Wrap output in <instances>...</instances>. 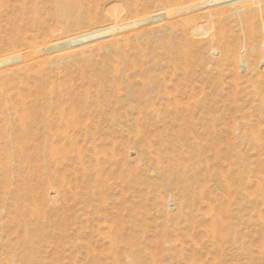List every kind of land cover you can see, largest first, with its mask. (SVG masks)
<instances>
[{
	"label": "rangeland",
	"instance_id": "374dc122",
	"mask_svg": "<svg viewBox=\"0 0 264 264\" xmlns=\"http://www.w3.org/2000/svg\"><path fill=\"white\" fill-rule=\"evenodd\" d=\"M26 1L0 0V69L10 74L7 80L0 75L2 83L5 81V91L1 83L3 92L0 90V96L9 98L4 99L5 105L8 103V112L4 114L11 120L16 118L12 120L13 127L20 126L19 117L26 116L24 121L28 119L23 127L28 132L27 144L32 160L30 165H22L29 172L40 171V176L30 180L29 172L16 164L12 169L14 177L10 189L3 193L0 182V211L4 210L0 212V264H264V176L258 175L260 171V175L264 173V106L258 112L257 107L246 102V96L237 101L239 109L233 105L232 108H223L221 104L228 96L230 99L234 97L231 87L234 79L238 78L237 82L242 83L250 79L240 71L239 63L243 59L255 72V79L259 78L263 84L264 105V63L259 59L264 54V0H231L212 7L208 18L192 21L202 22L199 33H207L209 42L217 40L220 50L224 44L223 53L226 55L223 54L221 61L226 63L222 67V81L232 74L234 77L224 79V94L214 98L219 99L218 110L214 111L212 106L215 94L211 92L210 74H204L207 76L202 78L203 85L199 82L202 72L199 68H195V75L183 79L181 75L173 76L170 69H150L149 64L143 65L142 69L149 68L153 76L162 72L164 84L168 85L169 101L167 106L163 102L165 99H161L164 94L156 97L152 91L149 94L152 113L143 111L144 104L127 96L129 83L134 92L143 88L142 80L131 75L139 70L137 65L140 64L137 61L136 70L131 68L137 56L130 44L136 42V48L142 53L145 47L143 34L149 36L145 29L139 32L140 36L137 33L136 16L137 10H143L142 0H92L93 3L89 4L93 7L91 17L84 15L89 24L82 29L84 34L74 44L79 52L69 50L68 62L62 64L53 60L52 66L43 56L49 47V31L62 21L59 14L56 18L55 9L58 8L54 3L57 1L39 0L38 6L44 10L41 9L36 16L14 9L22 7ZM150 9L153 10L152 6ZM245 13L249 15L248 21L253 19L254 23L245 21ZM243 20L246 24L241 23ZM218 24L225 28H219L222 32L217 33ZM248 24L255 26L243 30V25ZM16 26L20 31L14 29ZM183 27L188 30L186 24ZM186 32L189 38H193V32ZM225 36L229 43H226ZM209 42H197L193 44L197 47L195 53L193 46L188 51L192 55H197L199 50L205 52ZM232 43L235 44L232 46ZM229 45L232 46L231 52ZM30 46L38 52L35 53ZM248 47L254 48L250 54L246 51ZM229 52L231 55L235 53V57ZM162 57H155L154 61ZM231 58L236 59V64ZM127 63L131 64L126 66ZM111 64L114 65L112 69ZM5 66H9L7 70ZM231 69L236 71L235 75ZM102 71L108 73L107 81L102 79ZM38 76L43 84L46 83L43 92L37 89ZM118 83L119 87L122 84L120 93ZM48 89L49 95L44 99ZM243 116V121H248L247 125L251 127L239 128L234 134L236 118ZM17 120L19 123L16 124ZM0 130L1 133L8 130L2 122ZM242 131L247 136L241 145ZM50 134L54 137L56 134V138ZM44 139L54 144L57 151L54 157L58 159L49 158L46 167L38 161ZM4 141L0 140V154ZM231 145L248 164V171L245 169L243 173L245 184H241L246 195L241 199L236 195L237 185L225 189L209 180L211 175L222 176V185L223 176L228 180L230 161L226 154ZM257 159L262 165L258 163L256 168ZM175 160L182 164L178 173L182 184L176 186L175 180L169 181L171 187L165 191L161 183L163 177H170V173L158 174L157 170L172 166ZM194 171L196 175H193ZM172 173L175 175L176 171ZM203 178L206 184H203ZM21 180L40 193L42 199L37 197L31 201L25 198L26 190L22 189ZM255 182L261 183V187ZM198 183L205 186L204 194L199 198L195 195ZM18 186L21 193H17ZM256 186H259L258 190ZM183 189L187 191L182 192ZM16 193L21 199L19 207L23 210V218L13 217L12 198ZM181 195L183 199L179 201L183 209L180 210L174 203ZM170 196L175 200L168 201ZM32 204L36 211L39 210L37 219L29 211L28 206ZM20 219H25L34 230H38L32 235L31 253L26 262L21 254L20 236L23 233ZM129 256L135 262H129Z\"/></svg>",
	"mask_w": 264,
	"mask_h": 264
},
{
	"label": "bare ground",
	"instance_id": "6f19581e",
	"mask_svg": "<svg viewBox=\"0 0 264 264\" xmlns=\"http://www.w3.org/2000/svg\"><path fill=\"white\" fill-rule=\"evenodd\" d=\"M56 1H57V3H54V4H57V6L54 5V7H57L58 8V9H55L56 12H57V13L55 12L56 13V18L58 16H60V20H62V21H60L57 26L55 25L56 27H54L53 30H50L49 31L50 32L49 47L47 48V50L45 52V55L43 56V59L45 58L44 60H46L45 62L47 64L51 65V66L54 65L52 63L53 60L54 61H57L58 60L62 64L64 62H68L67 59H68L69 50L72 51L74 49V50H78V52H79L78 47H74V44L78 43L79 39L81 38V35L84 34V31H82V29L86 25L89 24V21H86V19L84 18V15L85 16L87 15V16L91 17V15H90L91 14V11L93 12V10H92L93 7L90 6L93 3L92 0H55V2ZM136 1L137 0H135V2ZM228 1H231V0H171L170 3H169V0H142L141 1L142 2L141 4H142L143 10L142 11L137 10V16H136L137 29H138L137 33L140 36V33H142V31L145 29V30H147L146 33H148L149 36H145L143 34L142 42L144 43L145 47H144V51L142 53H139L138 48H136V46H137L136 42H135V44H132L130 42V44H131V46H133L132 47V51L134 50V54H136V56H137V57H135V59H133V61L135 63H133V61H132V65H131L132 67L131 68H133L134 70H136V62L137 61H138L137 63L140 64V65H137V67L139 68V70L137 69L138 71H136V73H134V71H133L131 73V75L132 76L139 77V79L142 80L141 82H142L143 88L139 92H137V91L134 92L132 90V88H131V84L129 83V89H128L127 96L129 95L130 99H133V101H136L138 104H140V103L144 104L143 111H147L148 110L151 113L153 112V110H152L153 105H151L152 102L150 101V97H149V94L152 91H155L156 97L157 96H161V93L164 94V95L161 96V99H165V101H163V102H165V104L167 103V106L169 105L168 96H167L168 95V93H167L168 85L164 84V77H163V75H161L162 72H161V74H157L156 76H153V73L150 72L149 68L142 69L143 68L142 67L143 65L146 66V65H149V64L151 66L150 69H152L153 67L154 68L155 67H159L158 70H160V69L162 70V68H165L166 70L167 69H170L171 70V74L173 76L181 75V78L183 77V79L187 75H190V74L191 75H195V68H199L202 71V72H200V80H199V82L201 84H203V85H204V83L202 81V78H204L205 76H207V75H204V74H210V77L212 78L211 85H210L211 92H213V95L215 94L213 96V99H212V106H213V110L216 111V108H217L216 105L219 103V99H214V98L220 97V95L224 94V90H223V87H222L223 81H224L225 78H227V79L228 78H231L233 76V74H232L231 77H225L223 79V81H222V77L224 76V75H221V73L224 72V71L222 72V67L224 66L223 63L224 64L226 63V62H222L221 61L223 59V54H225V53H223L224 44H223L222 49L220 50L219 49L220 46H218L219 43L217 44V42H216L217 40H211L209 42V40L207 39V37H208L207 36V33H204V32L199 33V31L202 30V22L201 23H197V22H192V21L193 20H196V19L208 18L212 14V7H214V6L216 7L217 5L224 4L225 2H228ZM238 2H239V0H238ZM38 3H39V0H27L26 3H24L25 5H22L21 4L22 7H20V8H19V6H18V8L17 7L14 8L15 5H10V7L12 6L15 10L18 9V11H20L21 13H25L26 12V13H31V15H33V16H36L41 11V9H43V8H41V9L39 8L40 6H38L39 5ZM26 5H29V6L26 7ZM246 5H247V3H246ZM23 6H25V7H23ZM151 6L153 8L152 11L150 9ZM138 7H139V5H138ZM218 8H219V6H218ZM11 11H13V9ZM18 11H16V12L19 13ZM261 11H262V7H261ZM169 12H170V14H168ZM219 12H223V11L220 10ZM3 13H4V11H3ZM262 13H263V11H262ZM57 14H59V15L57 16ZM142 14H145V16L142 17ZM250 14H251V12H249V15ZM254 15H255V13L252 14L253 18H254ZM244 16H246V20L245 19L244 20L245 21H248V19H247L248 16H247L246 13H245ZM263 17L264 16H262V19H263ZM215 18L216 17H214V19ZM156 19L158 20L157 22H156ZM241 19H242V17H241ZM244 20H243V22H241L242 24L245 23ZM240 21H242V20H240ZM252 21H253V19L251 20V22H250V20L248 22H250V24H252V23H254ZM262 21H264V20H262ZM164 22H165V25H164ZM7 24H9V22ZM185 24H186V26H188V30L183 27ZM10 25H11V23H10ZM10 25H8L7 27L9 29L10 28L12 29V27ZM37 25H38V23H37ZM253 25L255 26V24H253ZM218 26H219V24H218ZM248 26L251 27L249 24L246 25V26L243 25V30H244V27H247L249 29ZM17 27L18 26L14 27V29L17 28ZM253 27H251V28H253ZM219 28H220V26L218 27V30L219 31H216L215 30L217 33L218 32H222L220 29L221 28H225V27H222L221 26V28L220 29ZM212 29H216V28L213 27ZM256 29H257V27L254 28L255 31L253 29L252 30L254 32H256ZM17 30H18V28L16 29V31ZM6 31L4 33H6ZM18 31H20V29ZM186 31L193 32L192 33V37L193 38H189ZM49 32H48V34H49ZM237 32H238V29H237ZM248 32H249V30H248ZM8 34H7V36H8ZM19 34H20V32H19ZM237 35H238V33H237ZM247 35H249V34H247ZM236 36H235V38H237ZM238 36H241V35H238ZM18 37H19V35H18ZM258 37L259 36H257V38ZM210 38H213L212 35H211ZM219 38H220V36H219ZM230 38H231V36H230ZM224 39H225L226 43L229 41V40H227V36H225ZM220 40H221V38H220ZM13 41L16 42V40H13ZM249 41H250V39H249ZM197 42H204V43L205 42H209V44H208L209 46L207 48H205V52L203 50L202 51L199 50L197 55H192L190 53V51H188V50L192 49V46L194 47L195 43L197 44ZM221 43H222V41H221ZM235 43H232V46ZM250 44H252V43H250ZM216 46H218V47H216ZM232 46L228 47V48H230V52H231ZM251 46H253V44ZM237 47H238V45H237ZM31 48H32V50L34 49L35 53L38 52V49L35 50V47L32 46ZM36 48H38V46H36ZM195 48L197 49V47L195 46L193 48L194 49V51H193L194 53L196 51ZM247 49L248 50H246V51L248 52V54H250V53H252L254 51V48L253 47H248ZM156 50H158L157 51L158 52V55H157ZM232 50L234 51V49H232ZM258 50H259V48H258ZM230 52H229V54H230ZM258 52H261V51H258ZM73 53H75V52H73ZM76 53H77V51H76ZM262 53H263V51H262ZM234 54L232 53V55L231 54L230 55L233 56ZM160 55H163V57L161 59H158V61L155 62L154 61L155 60V57L156 58L157 57H160ZM71 56H73V55L71 54ZM76 56H75V58H76ZM239 56L240 55H238V58H240ZM252 56L254 57V54ZM234 57H235V55H234ZM70 59H71V57H70ZM259 59L261 60V63H264V54H263V56H260ZM230 60H233L235 62L236 59H232L231 58ZM252 60L254 61V59H252ZM71 61H72V59H71ZM32 62H35V61L33 60ZM130 64L127 63L126 66L127 65H130ZM133 64H134V66H133ZM233 64L234 63H232V65ZM235 64H236V62H235ZM255 64H256V62L254 63V65ZM239 65H240V71H241V73H246L247 74V77L250 76V77H248L250 79L249 80L247 79L248 81L242 83V82H237L238 75L236 76V78H237L236 80L234 79V77H232V79H234V80L231 83V87H232V90H234V93H235L234 94V97L232 99H230L231 97L228 98L229 97L228 96L229 94L228 93H225V94H227L228 97L226 98V100L221 101V104L224 105L223 108L231 107L233 105V108L239 109L240 106L236 104L237 101L240 98L246 96L249 99L248 100L246 98L247 99L246 102L249 101L248 102L249 105L251 104V106L253 108L254 107H257V111L258 112H261L263 110L261 108L264 106L263 105V100H262V97H263L262 96L263 95L262 94L263 84L260 82V79L259 78L255 79V76H254L255 75V72L252 69L249 68L250 66L248 67L246 65V62L243 59L240 60ZM113 66L114 65L111 64V68L110 69H112ZM8 67L9 66H5V68H6L5 70H7ZM10 67H11V65H10ZM231 67L233 68V66H231ZM2 68H3V66H2ZM224 69H226V67H224ZM228 69H230L229 68V65H228ZM228 69H226V70L228 71ZM10 70H11V68H10ZM231 70H233V69H231ZM231 72H229V73H231ZM235 72L236 71H234V75H235ZM7 74L8 73H6L4 70L1 71V69H0V75L2 77H4L5 80H7V78H10L9 77L10 74L9 75H7ZM107 74L108 73H104V71H102L101 76H102V79L104 81L105 80L106 81L108 80L107 79ZM262 76H263V74H262ZM37 79H39V81H38L39 84H37L38 85V88L37 89H39V92H43L45 90L44 85L46 83L44 82L45 84H43V81L40 79V76H38ZM2 80L3 79L0 78V81H1L0 82V87H1ZM229 80L231 82V79H229ZM3 83H2V90H4L3 89V87H4L3 86ZM121 85L122 84H120V87H119V83H118V87H119V89H121V90H119V93L122 91V86ZM5 88H6V86H5ZM123 88L125 89V86H123ZM49 92H50V89L47 90V94L44 95V99H46L45 96H48L49 95L48 94ZM5 93L6 92H4L3 94L6 95ZM239 93L241 94L240 96H239ZM7 97L8 96H6V98H4V96H3V98H2V95L0 96V107L2 108V109L0 108L1 109L0 116H2V117L4 116L2 118V120L0 119V121L3 124H5L6 127H7V129H8V130H6L3 133H1V130H0V140H3L4 141V139H5V141L3 143V151L0 154V182H1V191L3 193H5V191L8 190V189H10V187H11V184H12L11 181H12V178L14 177V176H12V174L14 173V171L12 170L13 167L16 164H18L19 166H21L22 168L26 169L29 172V169H27L26 167H24L22 164H29L30 165L31 160H32V154H31V152L29 150V146H28V144H29L28 143L29 141L27 139L28 132H25V127H23L24 125H26L25 122L28 121V119H27V121H24V119L26 118V116H25L26 113L24 115L25 118L22 117L20 119V117H19V121L21 123L20 126L18 124L19 128H18V126L13 127L12 126V122H13L12 120H14L13 117H12V120H11V117L10 116L4 114V113H7L8 112V108H7V106H8L7 104L8 103L5 105V100H4V99H6V101L9 100V98H7ZM163 97H165V98H163ZM119 99L120 98L118 96L117 100H119ZM239 101H241V99ZM227 102H228V104H227ZM165 104H163V106H165ZM135 105H137V104H135ZM158 106H159V104H158ZM158 106H155V107L158 108ZM163 106H161V108ZM62 110L63 109H61V111ZM217 110H218V108H217ZM250 110H251V108H250ZM161 111L163 112V110H161ZM14 112H16L15 109H14ZM166 112L167 111H165V113ZM22 114H24V113H22ZM163 114H164V112H163ZM28 117H29V115H28ZM236 119H237V122L235 121L236 124H234V126H233V128H234V130H233L234 134H236L238 132V129L239 128L245 129V127H248L249 126V125H247L248 121H247V123H245V121H243V120H245V117L244 116L242 118L240 117V118H236ZM15 120H16V118H15ZM19 121L17 120L16 121V124L19 123ZM57 122H58V119H57ZM27 124L29 125V123H27ZM58 124H59V122H58ZM56 125H57V123H56ZM249 127H251V125ZM248 130L249 129H247V131ZM55 133L57 134V132H55ZM56 134H55V137L52 136V135L51 136L53 138H56ZM242 134H243L242 135L243 138L245 136H247L243 131H242ZM252 134H253V132H252ZM242 137H241V140H240V142H241L240 144L241 145L245 141V138L243 139ZM254 137H253V139H254ZM247 140H249V138H247ZM43 141L44 142H43V145L41 147L42 148L41 149L42 152H40L39 155H38V161H39V163H41V165H44V167H46V166H48L47 165V162H48L49 158H51V159H53L55 161L58 160V159L56 157H54V155L57 153L56 149L54 148L55 147L54 144L53 143H50L49 141H46L45 139ZM256 143H257V140H256ZM146 146H145V148L147 150L148 146L147 147ZM227 151H229V152H227L226 155H227V158L230 161V169H229L230 176L228 177V180H224L227 176H223V180H222L223 181L222 183H224L223 185L221 184L222 176H220V178H221L220 179V178H217L216 176L211 175V177L209 178V180L210 181H213V180L216 181L217 184H218V186L225 187V189H227V187L229 189V186L230 185H237L238 186V188H237L238 191L236 192V195L241 199V198H244L245 195H246L244 189L241 188V184L244 183V177H243L244 175H243V173H244V170L246 169V167H247L248 164H247V162L245 160H243L241 158V154H239L235 150V147H233V145H231L230 148H228ZM258 163H260L259 160H258V162L256 164V168L258 167L257 166ZM180 165L182 166V164H179L175 160V164H173L172 166L167 165L166 167H162V168L159 167L158 168V170H157L158 171V174L168 173V171L170 173V177L168 178V176L166 175L165 177H163V180H162L163 182L161 183V187L165 191H168L170 189V187H171V184H169V181H174L175 180L174 184L176 186H179V185L182 184L181 183V180L179 179V176H178L179 169L181 167ZM260 165H262V164L260 163ZM44 167H41V168H44ZM259 169H261V168L259 167ZM170 170H171V172H170ZM31 171L27 174V176H28V178H30V180H32L34 177L40 176V171H38V170L37 171L31 170ZM174 171H176V174L175 175H173V173H172ZM247 171L248 170L246 169V172ZM257 171H259V170H257ZM263 172H264V170H263ZM260 173H261V171H260ZM260 173H258L259 176H264V173H263V175H260ZM245 174H247V173H245ZM193 175H196L195 174V171H194ZM263 178H262V180H264ZM256 179H257V176H256ZM202 181H203V184L206 182V180H204V178L202 179ZM21 183L23 184L22 189L26 190V196H25V198L31 199V201L33 200V198H37V197H38V200L39 199H42V195L40 193H36L34 190H32V187H29V185L27 183H25V180H21ZM246 183L248 184L250 182H246ZM255 183H256V185H259L261 187V185H260L261 183H259V182L258 183L255 182ZM25 184H27V186ZM194 184H195V182H194ZM197 185H198V188H197V190H195L196 191V194L195 195H196L197 198H199L200 196H202L204 194L203 190H204L205 186L204 185H201L199 183ZM243 187H245V185H243ZM258 187L256 186V189ZM17 188H18L17 189V193H21L22 192L21 187L18 186ZM186 191L187 190H184V189L182 190V192H186ZM259 191H261V188L259 189ZM228 192H229V190H228ZM254 192L257 193V191H254ZM17 193L13 196V198L11 197L13 199V205H14V210L12 211L13 214H14L13 217L14 218H18V217L19 218H23V210H21L20 207H19V203H20L21 199L19 198V196H18ZM253 194H252V196H253ZM182 196L183 195L179 196V199L177 200V202L174 203L175 204V208L178 207V209H180V210L183 209L182 208L183 206L181 205V203L179 201L180 199H183ZM259 196H260V193H259ZM100 198H102V197H100ZM260 198L258 199V201H260ZM160 199H163V198H160ZM248 199H249V197H248ZM47 200H48V195H47ZM167 200L172 202L175 199L172 196H170L169 198H167ZM103 201H104V198H103ZM248 201H250V200H248ZM165 202L166 201L163 200V203L164 204H165ZM263 202H264V200H263ZM28 207H29V211L30 212H33L34 215H35V219H37V217L39 215V210H37V211L35 210L36 208H35L34 204H32L31 206H28ZM36 207L38 208V206H36ZM1 211H4V210L1 209ZM217 212H218V210H217ZM260 213H261V211H260ZM13 217H12V219H13ZM222 220H224V219H221V221ZM219 225L221 226L220 223H219ZM20 227L22 228V233H23L20 236V240H21V243H20V245H21V254H22V259L24 260V261L23 260L22 261L23 262H26L28 260V258L30 257L29 255L31 253V247H32L31 244H32V239H33L32 238V235H33L34 232H38V230L37 229L34 230L33 225L25 222V219H20ZM219 229L221 230V228H219ZM213 231H215V230L213 229ZM212 234L214 235V233H212ZM220 235L221 234H219V236ZM113 242H114V239H113ZM110 244L111 243H109V245ZM218 244H220V242ZM28 245H29V247H28ZM22 249H23V251H22ZM219 250H220V248H219ZM112 258H114V257H112ZM127 259L129 260V262H135V260H134L133 257H130L129 256V257H127Z\"/></svg>",
	"mask_w": 264,
	"mask_h": 264
}]
</instances>
